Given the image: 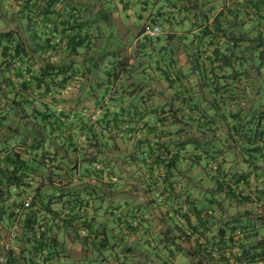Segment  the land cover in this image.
Instances as JSON below:
<instances>
[{
	"label": "crops",
	"instance_id": "1",
	"mask_svg": "<svg viewBox=\"0 0 264 264\" xmlns=\"http://www.w3.org/2000/svg\"><path fill=\"white\" fill-rule=\"evenodd\" d=\"M95 1L97 10L111 9L99 19L116 26L127 45L118 55L128 58L125 69L133 71L137 58L144 61L138 76L147 69V78L127 79V72L110 89L97 92V103L109 109L106 121L116 120L103 133L98 128L91 142L81 135L76 154L64 146L62 166L71 168L72 159L77 172L60 187L66 198L78 194L86 206L52 229V252L35 251L36 243L29 241L22 225L12 239L7 213V224H0V256L7 250L10 264H238L243 254L252 259L264 239V61L259 66L246 60L244 65L213 63L210 56L218 49L231 55L232 48L239 52L264 39V18L241 10L234 0H155L152 10L143 14L135 0ZM16 3L0 0L2 15L21 6ZM226 7L240 11L229 15ZM1 19L4 33L10 27ZM150 23L162 28L160 39L140 40L136 47L139 31ZM140 47L160 61L147 64ZM248 69H257L255 79L248 78ZM70 96L57 97L60 107H68L65 100ZM232 119L237 121L231 129ZM245 125L240 138L237 130ZM173 157L178 160L167 167ZM233 171L244 176L237 191L220 190L219 180H229ZM5 196L0 200L9 206L20 201L16 195L9 201ZM197 199L201 201L195 207L191 202ZM85 222L96 235L89 234ZM228 222L252 223L256 232L231 239L221 227L227 228Z\"/></svg>",
	"mask_w": 264,
	"mask_h": 264
},
{
	"label": "trees",
	"instance_id": "2",
	"mask_svg": "<svg viewBox=\"0 0 264 264\" xmlns=\"http://www.w3.org/2000/svg\"><path fill=\"white\" fill-rule=\"evenodd\" d=\"M12 1L17 4L16 0ZM17 1L21 3L20 7L5 9L4 15L0 12V20L3 17L5 25L9 24L10 27L0 33V192L3 193H0V198L6 195V201H9L12 195H16L20 201L7 205L1 216L10 213L11 234L14 239L19 234L17 229L22 225L25 232L30 234L29 241L36 243L35 251L52 252L50 246L56 244V240L50 236L52 229L61 220L67 222V218H70L69 221L77 217V213L73 214L75 212L72 211L86 206V200L80 195L74 194L68 199L60 187L64 179H73V171L77 172V165L73 167L72 159L69 160L72 167L64 170L63 148L67 145L66 152L76 154L81 135H85V140L91 142L96 137L98 128L103 133L116 120L111 117V122L106 121L109 109L103 103H97L96 94L101 89H110L129 72L125 69L128 58L120 59L118 56L127 45L120 39L116 26L110 20L108 23L105 18L99 19L103 14L110 15L111 9L97 10L95 0H80L83 3H79V0ZM135 1L139 2L142 14L156 5L155 0ZM234 2L243 6L241 10L253 11L254 15L264 18V5L259 4L264 3V0ZM9 10H12V15ZM225 11L229 15H238L240 10L227 8ZM202 21L207 25L206 20ZM155 26L158 25L150 23L142 27L137 36L136 47L140 40L153 43L160 39L162 34L140 39L147 28ZM263 47L264 39L254 40L239 52L232 48L231 55L215 50L210 60L224 64L241 62L243 65L246 60L247 64L255 66L252 60L261 51L259 55L262 65ZM139 50L141 58L148 61L147 64L153 66L160 61L159 58L152 57L153 51L143 52L141 47ZM39 60L43 63L40 67ZM135 61L137 66L135 62L127 79L137 76L143 81L147 78V69L140 76L138 70L144 61L140 62L137 58ZM256 70L248 69L246 75L249 79L256 78ZM135 86L138 87V84ZM63 93L71 94L65 100L68 107L64 106L66 103H62L63 106L60 107L61 102L57 97ZM92 105L96 107L94 110ZM53 106L56 110H52ZM163 157L164 155L158 156V160ZM202 158L200 155L199 161ZM177 160L178 158L173 157L167 167H173ZM84 170L90 172L91 167L86 166ZM79 173L81 175L78 174L77 177L82 176L81 170ZM229 175V180H225L226 176L219 180L218 187L220 190L228 188V191L236 192L244 176L234 171ZM29 193L34 196V202L25 208L24 200ZM208 200L211 204L212 200ZM200 201L197 199L191 203L197 207ZM56 203L61 206L54 207ZM209 203L202 205L203 208ZM84 225L90 230L89 234L96 235L97 230L91 223L85 222ZM84 225L82 223L83 227ZM227 226L221 227L229 232L231 239L240 235L253 236L252 233L256 232V226H252V223L239 226L228 222ZM78 239L80 240V236ZM255 248V257L251 259L252 255H240L238 264L264 262V239ZM10 261L8 257L7 264Z\"/></svg>",
	"mask_w": 264,
	"mask_h": 264
},
{
	"label": "rangeland",
	"instance_id": "3",
	"mask_svg": "<svg viewBox=\"0 0 264 264\" xmlns=\"http://www.w3.org/2000/svg\"><path fill=\"white\" fill-rule=\"evenodd\" d=\"M9 12H10V15H12V10H9ZM143 24V22H139V24H138V26H140V25H142ZM2 27V23H0V28ZM252 62H253V65H255V66H259L260 64H261V62H260V55L258 54L257 55V57H255V58H253V60H252ZM263 102H262V105H263V110H262V112H264V99L262 100ZM171 106H168L167 104H166V106H165V108L169 111L171 108H170ZM244 117V116H243ZM243 117H241V119H242V121H243ZM263 117H264V115H263ZM235 121H237L236 119H232V120H230V122H229V124H230V128L232 129L233 127H234V125H235ZM254 123H257V122H254ZM239 126V125H238ZM246 128V125L245 126H243V129H238L237 131H238V135L240 136V138L243 136V130ZM227 143H228V140H227ZM227 145V144H226ZM0 199H2V198H0ZM6 203H4V202H1V200H0V215H2L3 214V212L4 211H6V205H5ZM55 207H57V205H54ZM214 209H217L218 210V206H216V207H214ZM2 222L0 223L1 225L4 223V224H7V217H5V215H4V217L2 218V220H1ZM5 226V225H4ZM7 250H5V252H6ZM39 260H37L36 262H38Z\"/></svg>",
	"mask_w": 264,
	"mask_h": 264
},
{
	"label": "built area",
	"instance_id": "4",
	"mask_svg": "<svg viewBox=\"0 0 264 264\" xmlns=\"http://www.w3.org/2000/svg\"><path fill=\"white\" fill-rule=\"evenodd\" d=\"M162 34V29L161 27L159 26H155V27H149L147 28L144 33L140 36V39L141 38H144L146 36H149V37H158L159 35ZM34 202V196L32 195V193H29L27 195V197L25 198L24 200V207L25 208H28L30 207ZM17 228V227H15ZM12 238H13V235H12ZM7 261H8V254H7V251L4 252L1 256H0V262L1 264H7Z\"/></svg>",
	"mask_w": 264,
	"mask_h": 264
}]
</instances>
